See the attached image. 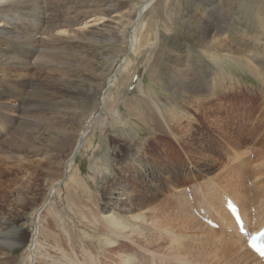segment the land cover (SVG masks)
Returning a JSON list of instances; mask_svg holds the SVG:
<instances>
[{"label":"rangeland","instance_id":"obj_1","mask_svg":"<svg viewBox=\"0 0 264 264\" xmlns=\"http://www.w3.org/2000/svg\"><path fill=\"white\" fill-rule=\"evenodd\" d=\"M178 1L182 12L173 19L165 3L150 7L148 31L138 33L141 44L128 50L116 70L117 85L69 169L64 163L72 157L79 131L99 105L110 66L127 47L121 37L126 24L112 21V31L89 37L82 55L65 49L64 58L53 60V52L52 64L41 58L43 67L34 73L41 82L37 88L69 91L51 99L32 88L22 105L20 114L27 120H21L14 136L35 142L53 162L2 160L0 231L22 246L1 249L0 264H28L35 213L64 174L39 217V233L44 230L37 264L239 263L221 254L219 234L201 228L199 221L208 223L199 213L208 209L205 204H221L223 195L241 189L237 178L244 172L232 170L235 164L254 170L246 171L248 191L249 181L264 185V7L261 0H225L199 22L190 0ZM122 14L119 10L111 17ZM109 22L103 19L96 27ZM194 28L223 36L224 45ZM200 39L205 49L196 46ZM175 71L177 85L170 79ZM137 81L145 83L147 98L141 97ZM196 84L210 87L209 95L200 98L207 100V109L194 104ZM255 169L261 176L254 178ZM43 170L47 175H40ZM118 191L123 194L112 206L116 200L110 198ZM122 198L130 199L127 206ZM82 211L94 214L82 217ZM105 212L117 219L118 229H106L111 218Z\"/></svg>","mask_w":264,"mask_h":264},{"label":"bare ground","instance_id":"obj_2","mask_svg":"<svg viewBox=\"0 0 264 264\" xmlns=\"http://www.w3.org/2000/svg\"><path fill=\"white\" fill-rule=\"evenodd\" d=\"M224 2L225 0H190L188 3L194 4L195 8L192 10H194L197 20L201 22L211 17L214 11L217 10V6L215 4L221 5ZM163 3H165L166 12L171 14L170 19H173L177 15L181 14L182 10L179 9L181 4H179L178 0H0V168L2 167V160H5V162L15 161L20 163H27L29 160H36L40 163L53 162L51 156H49L48 152L44 151L41 146L34 145L35 142L30 139L27 140L28 144H26L24 139H20L18 133H15L14 136V132L17 131V126L21 120H27V118L23 117V113L20 114V112L24 109L22 105L25 99L32 95V88H34V90L41 95V98L48 96L51 99H54L53 97L61 99L64 93L69 91V89L64 90L62 87H58L53 91L48 92L37 88L36 85H39L41 82L35 77L34 73L38 71V67H43V65L40 64V60L42 57H45V61L52 64L53 60L56 58L65 57V49H71L74 53L82 55L85 53V50H87L84 47V42L90 40L89 37L96 33L104 34L112 31V25L114 24L112 21H119V25L126 24L122 30L121 37L127 47L121 51L122 56L118 61V64L114 65L113 63L110 66L107 73L109 78L105 81L104 90L99 98V105L96 107V110L94 109L95 112L89 117L88 121L79 131V135L76 138L75 148L72 151V157L68 160V162L64 163L66 169L70 168L83 146V140L86 138L95 123L101 118V112L105 108L110 88L114 84L117 85V80L114 76L116 70L122 68L125 62V55L128 53V50L133 49L135 44L137 47L141 44L137 38L138 33L140 32L141 35L142 33L148 31L147 29L150 26V21L148 19L150 16V7L154 4ZM261 3L262 4L260 5L264 7V0H261ZM123 7L125 8L122 9ZM119 10L123 13L120 15V18H112V14H115ZM186 13L188 14V12ZM103 19L111 20V22L104 24L101 27H96L98 25L97 23ZM101 24L102 22L99 25ZM168 30L171 31V29ZM193 31L203 35L204 39L213 38L212 40L219 46L224 45L222 41L223 36H219V34L217 36H212V30L210 31L209 29H205L204 31H200L199 29L196 31L194 28ZM158 33H160V30H158ZM130 34L131 37L128 40ZM108 43L114 44V40L110 38ZM196 46L205 49L204 40L200 39ZM53 52L54 59L52 60L51 57ZM249 69L254 73L252 68ZM175 74L176 71L172 74L170 79L174 80ZM172 83L176 84L177 81L174 80ZM144 85L145 83L142 81H137V89L142 94L141 97L145 96V98H147L148 95H146L147 93L144 90ZM192 87H194V104L198 103L199 105L205 107L207 100L204 99L202 101L200 98L203 96L207 97L209 95L208 88L210 89V87L207 86L208 88H206V85L198 86L197 84ZM204 93L206 95H203ZM180 95L181 98H185V95H183L182 92ZM223 98L228 99L227 96H223ZM154 107L156 108L158 114L163 117L162 109L156 102L154 103ZM205 109H207V107H205ZM46 139L47 137H45V140ZM47 147L49 148L48 144ZM134 168L138 170L140 166L135 164ZM236 169H242L244 172L241 174L240 178H237V180L242 183V185L239 186L241 189L236 192L227 193L229 196L223 195L222 197H224V201L221 204H205L208 209L202 210V212L199 213L202 216H199L203 220H210V223L206 225L205 223L199 221V224L203 230L219 234L220 251L223 252L220 253L224 254L226 258L237 260L239 261L238 264H264V262H262L247 247L248 236L240 233L235 220L226 210V202L227 199L230 198L239 207V215L243 222L242 228L245 232L248 234L259 232L264 225V185L258 186L257 180L253 181V184L249 181L250 191H248V187L244 188V186H247V164H235L232 167V170ZM252 173H254V170L247 171V174ZM40 175H47V171L43 170ZM64 176L65 174L58 182L50 187L48 197L35 213L32 224V235L29 240V253L26 258L28 264H37L36 253L41 246L39 238L44 230L43 228L41 233H39V217L42 218V214L46 212L45 210H47L51 205L52 197L56 188L62 185L61 182L64 180ZM258 176L261 175H258L257 170L255 169L254 178ZM247 178H249V175H247ZM254 178H249L248 180ZM261 179L263 178L259 177L258 184L261 183ZM115 194L116 197L110 198V202H112V200H116L113 204H111L112 206H114L119 200L117 195H121L123 193L118 191ZM154 196L155 195L153 193L148 195V197L151 198ZM128 198H122L124 206H127V202L130 200H128ZM209 200L214 202V195L211 199L209 197ZM87 212L82 211V217L94 214L92 211ZM106 215L107 218H111L110 221L105 224L106 229H118L119 225L116 223L117 219L113 216V214ZM214 223L218 226V231L212 228ZM1 226L2 223L0 228ZM11 235L13 234L11 233L10 236ZM15 239V237L12 239L7 237L0 231V250L5 248L17 249L18 247L15 248L16 246H22V242H18L19 240L17 239L15 241ZM105 243L110 244V241H105ZM181 263L188 264L187 261H181ZM206 264L211 263L206 262Z\"/></svg>","mask_w":264,"mask_h":264}]
</instances>
